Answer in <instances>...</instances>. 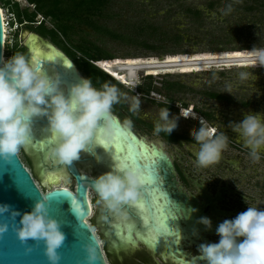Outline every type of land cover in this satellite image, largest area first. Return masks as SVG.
Returning a JSON list of instances; mask_svg holds the SVG:
<instances>
[{"label": "clouds", "instance_id": "clouds-1", "mask_svg": "<svg viewBox=\"0 0 264 264\" xmlns=\"http://www.w3.org/2000/svg\"><path fill=\"white\" fill-rule=\"evenodd\" d=\"M231 11L232 7L228 5L224 14ZM246 51L254 67L264 68V48L253 47ZM252 75L244 73L242 78L250 79ZM143 79L129 80L130 87L136 90ZM122 95L129 102V110L139 112V94L128 97L108 83L97 89L88 77L83 76L65 94L60 90L58 81L54 83L37 73L25 56L13 54L7 59L0 56V159L15 156L22 146L29 143L33 119L44 117L52 145L48 155L61 165H71L80 158L82 151L88 150L94 133L107 132L110 128L112 106L120 102ZM187 112L184 109L181 115L185 117ZM262 116V113L245 114L240 122L229 124L245 146L251 149L256 161L260 159L259 150L264 147ZM172 117L168 108H162L155 132L170 135L177 128V122ZM199 122L202 125L194 132L192 141L199 145L196 153L198 166L207 167L219 159L229 137L217 128L203 125L204 121ZM124 124L131 127L129 120H125ZM140 186L141 174L137 169L109 171L95 177L92 184L105 207L118 214L124 205L137 201ZM67 193L72 196V193ZM189 211L195 213L196 209ZM4 216L12 221L15 240L23 246L26 255L33 252L32 247L26 246L28 241H33L37 245L42 244L46 264H60L62 257L58 250L64 243L65 235L60 223L49 214L47 198H39L25 213L0 205V217ZM198 223L206 231L212 229V221L208 217H201ZM9 227V223L0 222V237L9 231ZM215 234L217 242L198 246L197 264H264V209L246 204L245 211L233 219L222 221ZM83 252L86 261L91 264L93 249L84 246Z\"/></svg>", "mask_w": 264, "mask_h": 264}, {"label": "rangeland", "instance_id": "rangeland-1", "mask_svg": "<svg viewBox=\"0 0 264 264\" xmlns=\"http://www.w3.org/2000/svg\"><path fill=\"white\" fill-rule=\"evenodd\" d=\"M10 1V5L17 3L21 9H26L30 12L33 9L26 0ZM246 1L248 0H220L219 3L216 0H112L107 10L108 16L104 17V19L100 18V25L125 35V39L122 41H116L105 36L101 38V46L114 55L116 59L121 60L119 64L109 65V68H105L102 65L103 67L101 68L104 73L118 84L117 88L121 94L128 97L139 94L141 100L139 112L134 113L129 110V102L122 95L120 99L122 107L119 110L124 114L126 120L131 121L130 129L137 136H141L146 142L157 146V148L160 147L165 153L169 154L168 156H171L172 160L175 156L173 146L167 145L161 139L152 135V133L151 135L147 133L150 129L148 126L152 122H158V115L161 109L157 104H165L175 109L176 112H170V117L173 116L172 118L177 122V128L174 131H183L189 135H193L199 126L202 125L199 124L200 120L204 121L203 125L212 126L217 128L218 131H220L219 129L225 131L226 126H229L230 123L240 122L245 114H264V68L254 67L252 58L246 53L247 51L239 50L240 48L251 47L264 48L262 46L264 45V13L263 15L259 13V15L254 12L247 14L245 12L235 13L232 11L227 15L224 14L226 7L223 5L234 4L239 7ZM210 2L214 3L212 9L207 8ZM0 7L4 17L12 21L7 29L8 35L5 43L4 59L12 56L10 53L7 54L6 47L9 50L14 49L16 43L19 48L25 47L27 43V39L24 38L25 33L35 35L42 41L52 45L49 39L39 36L33 29H28L26 26L19 28L14 23L10 8L1 5ZM187 8L201 10L203 14L196 19L191 14L186 13L185 10ZM253 18H262L263 26L257 25L253 27V22H251ZM45 24L48 29L53 26L50 19ZM154 27L160 28L159 32L161 35L154 32ZM83 30L90 34L92 33V31L84 27H82L81 31ZM230 32L238 34L240 38L232 45H228L225 50L216 44H209L212 38L211 35L218 41ZM176 33L184 37L183 43L175 46L168 40L164 43L163 51L152 52L135 43H128V39L138 38L147 44H151V41H154V35L156 36L155 38L158 36L160 38L167 36L170 38ZM97 37L101 36L93 34L89 37V40L94 41ZM158 40L156 41L158 42ZM53 43L56 48L62 50V46L58 42ZM160 44L163 45L162 43ZM234 48H238V54H230V49ZM171 49L175 52H170ZM240 52L245 55H241ZM21 55L26 58V48ZM77 56L81 57L80 54ZM150 59L156 61H150ZM154 65L185 66L138 72L135 80L147 79L146 83L149 82L152 87V91L146 97L137 92L134 87L127 85L129 80L126 74H120L115 70L117 66L151 67ZM244 73L253 75L250 79H245L242 78ZM167 82L180 83L187 90L172 95V100H168L169 97L163 89L164 84ZM205 93L219 94L224 100H213L205 96ZM245 103L248 106H244L243 104ZM183 104L185 108L181 106ZM192 107H195L201 113L211 115L212 119L207 120L200 113L194 112L191 109ZM184 109L188 111V113H185V118L181 115V111ZM262 119H264V116H262ZM234 134L237 135L236 133ZM239 141L242 142L243 140ZM226 150L230 151L228 145L223 150L225 154L227 153ZM231 151L233 150L231 149ZM233 153L235 154L236 152L233 151ZM17 156L31 174V169L27 166L26 158L21 150L17 152ZM30 163L33 168V158ZM189 166L192 167L191 164ZM32 174L36 186L43 194L53 187V185L49 186L42 179H39L34 174V170ZM56 185L58 187H66L71 191L75 187L73 180L69 184L58 182ZM89 197L93 211L87 222L100 243L106 264H110V258H107L103 250V239L93 222L94 213L101 202L96 200V203H92L95 198L92 193L89 194ZM185 251L194 254V247L185 248ZM137 254H144L146 257L144 248L141 245H138L134 252L120 259V263L116 262L115 257H112L111 260L116 262V264H137ZM154 260L158 262L157 258H154Z\"/></svg>", "mask_w": 264, "mask_h": 264}, {"label": "water", "instance_id": "water-1", "mask_svg": "<svg viewBox=\"0 0 264 264\" xmlns=\"http://www.w3.org/2000/svg\"><path fill=\"white\" fill-rule=\"evenodd\" d=\"M33 40H27L25 48L27 50L26 60L29 65L40 75L46 76L54 83L58 81L60 90L67 94L68 89L79 82L81 77L73 62L59 49L42 41L35 35ZM39 41V42H38ZM34 49L41 53L37 59ZM5 52V36L2 14L0 11V56L4 57ZM53 56V60H48L45 57ZM71 65L68 64V63ZM111 126L107 132H98L99 140L103 143L92 141L89 147L91 151L85 150L80 153V158L74 161L71 165H61L48 155V150L52 146L50 134L47 131V121L44 117L34 118L32 122V136L26 145L22 146L23 153L31 160L34 159L33 170L34 174L42 179L45 184L52 186L43 194L36 186L33 174H30L24 167L17 154L9 159H0V205H8L11 209L25 213L31 210L33 204L39 198H48L49 214L56 219L61 225V231L65 235V240L62 247L58 250L62 257L60 264H88L83 252L84 246H90L93 249V259L91 264H106L100 243L94 232L87 223V219L92 215L89 193H92L97 200L100 201L95 193L92 184L95 177H98L106 172L113 171L114 159L116 150L114 147L106 148L104 145L114 146L119 145L122 151L119 153L121 158L128 156L129 152L142 153L143 145L147 149L146 159H141L140 163L152 164L155 161V174L160 178L159 183L161 191L166 193L168 203L160 200L159 204L165 206L171 213L170 223L172 229L177 233V236L162 238L161 245L155 249L150 247L142 240H137L133 234V240L136 241L135 247L118 248L116 246L118 237L116 235L115 225L123 221L128 215L127 212L120 213H105L106 220L103 217L102 201L96 208L93 222L97 226L100 235L103 238L104 246L111 257H115L118 262L124 256L131 254L136 250L138 245L143 246L151 253L153 258H158L163 263L168 264H197L195 255L183 249L198 247L204 242L205 235L215 233L217 226L212 225L210 231H206L202 225L198 223L201 217H207L202 206L194 203L184 197L177 187L176 174L172 163V158L169 157L161 148L155 145H149L146 141L138 138L129 127L122 124L119 119L113 115ZM133 138V139H129ZM41 144L44 146L41 147ZM131 145V148L129 147ZM160 149V150H158ZM155 153V156H153ZM196 156V155H195ZM18 166L21 176H26L30 184L20 183L18 180ZM49 177H52L50 180ZM85 182L83 189V206L87 210V215L80 219L76 216V212L72 210L71 199L66 196H57L53 193L67 192L72 193V197H78L81 192V179ZM74 181V190L58 187L51 182H64L69 184ZM48 182V183H46ZM51 194V195H50ZM125 207H127L125 205ZM196 209L195 213H190L189 210ZM134 222L138 225H143L144 220L138 214V210H134ZM186 217V218H184ZM17 221L19 217L16 218ZM0 222L9 223V231L4 234V239L11 242L15 249L14 257L9 261H5L4 257L0 256V264H46L42 255V244L37 245L33 241L27 242V247H32L33 252L25 254L23 246L15 240L11 230L12 221L8 220L7 216L0 217ZM123 227V224H121ZM187 253V254H186ZM189 259V260H185Z\"/></svg>", "mask_w": 264, "mask_h": 264}, {"label": "trees", "instance_id": "trees-1", "mask_svg": "<svg viewBox=\"0 0 264 264\" xmlns=\"http://www.w3.org/2000/svg\"><path fill=\"white\" fill-rule=\"evenodd\" d=\"M29 5L33 6V9L30 11L26 9H21L17 3H13L10 5V0H0V5L3 7L10 8V14L13 16L14 23H16L19 28H23L26 26L28 29H33L36 34L41 37L47 38L50 40L51 44L54 45L53 42H58L62 46L61 52H63L75 65L78 72L84 77H88L93 87L97 89H101L105 83L110 85H114L118 87V84L106 73L103 72L102 65L108 67L109 65H116L121 63L120 59H116L114 55L106 51L101 46V38L103 36L109 37L116 41H122L125 39V35L123 33H117L116 31L109 30L108 28L100 25V18L104 19V17L108 16L107 10L109 9L112 0H26ZM220 0H216L219 3ZM231 5V4H230ZM234 5V4H233ZM232 7V11L235 13L245 12L247 14L256 13L263 15L264 13V0H248L243 2L239 7ZM214 6L213 2L208 3L207 8L212 9ZM227 8L228 5H223ZM186 13L191 14L196 19L199 18L203 11L201 10H192L187 8ZM231 11V12H232ZM259 14V15H260ZM40 16L43 20L37 25V17ZM255 17V16H254ZM246 18V17H243ZM53 23L51 29L47 28L45 24L47 20ZM262 18H253L251 22H253L252 26H263ZM259 21V22H258ZM82 27L87 30L92 31V33H88L87 31H81ZM160 28L154 27V32L158 35H161L159 32ZM234 31V30H233ZM82 35H81V34ZM100 35L101 37L95 38L94 41L89 40L91 35ZM166 34V33H163ZM166 36V35H164ZM209 44H216L220 46L223 50L228 47V45H232L235 41H238L240 37L238 34L230 32L227 33L226 36L222 37L218 41L211 35ZM154 41H151V44H147L141 39L133 38L128 39V43H135L140 47H143L152 52L157 50L164 49V43L168 40L171 41L172 44L178 46L182 44L184 41V37L179 35L178 33L174 34L170 38L167 36L165 38H160L159 36L155 38ZM159 39V40H158ZM158 40V42L156 41ZM157 42V43H156ZM162 43L163 45H161ZM55 46V45H54ZM264 46V45H262ZM56 47V46H55ZM239 47V46H238ZM251 48H240V51L251 50ZM58 49V48H57ZM238 48L230 49V54H238ZM7 54H19L21 55L22 51L25 50V47L19 48L17 43L15 44V48L9 50L6 47ZM218 50V49H217ZM170 52H175L172 49ZM247 53V52H246ZM80 54L81 57L77 55ZM241 55H245L240 52ZM185 58V57H182ZM150 61H156L154 59H150ZM147 79H143L141 84L137 87L136 91L142 94V96L146 97L150 91H152L151 84L149 82L146 83ZM165 94L169 97L168 100H172V95L176 93L183 92L187 90L180 83L176 82H167L163 87ZM205 96L211 98L213 100L221 101L224 100L219 94L215 93H205ZM160 109L168 108L169 112H176L172 107L165 104H157ZM244 106H248L247 103L243 104ZM184 106L185 105H181ZM122 107V104L119 102L114 104L111 109V113L116 117L120 118L121 121L126 120L124 118V114L121 113L119 108ZM194 112L200 113L201 116L205 117L207 120H211L212 116L206 113H201L195 107L191 108ZM129 115V114H128ZM128 120V119H127ZM124 123V122H123ZM166 141L169 143L178 144L180 141L188 142L192 141L186 137H180L177 135H173L172 133L168 135L166 132L161 134ZM22 151V149L20 148ZM23 152V151H22ZM26 158L27 166L31 169V174L33 172L32 164L30 163L29 158L23 153ZM34 177V176H33ZM96 198H94L92 203H96ZM102 237V236H101ZM103 239V238H102ZM107 258H110V264H115L113 260H111V256L108 254L106 249V244L103 247Z\"/></svg>", "mask_w": 264, "mask_h": 264}, {"label": "flooded vegetation", "instance_id": "flooded-vegetation-1", "mask_svg": "<svg viewBox=\"0 0 264 264\" xmlns=\"http://www.w3.org/2000/svg\"><path fill=\"white\" fill-rule=\"evenodd\" d=\"M128 84L129 82H127V85ZM118 119L124 124L120 118ZM156 124L157 122H152L148 126L150 129L147 133L150 135L152 133V135H155L167 145L173 146L175 156L173 157L172 163L179 192H181L184 197H191L199 193L198 196L188 199L191 201L193 200L194 203L203 207L204 213L210 218L213 226H218L225 219L230 220L235 218L238 213L246 210V204L248 206L264 209V147L259 150L258 154L260 159L258 161L254 160L251 155V149L238 141L236 136L233 135L231 127L228 126L229 129L227 134L229 139L236 145L245 149V151H240L228 145L230 147L228 154L222 151L219 159L213 164L207 167H201L198 166L196 162V153L184 151L182 149L184 141H180L178 144L169 143L161 135L165 132H155ZM172 134L186 137L191 140L193 138V135H189L183 131H173ZM137 137L144 139L141 136ZM193 142L194 141H188L185 143L189 146H195ZM146 143L152 145L149 142ZM231 149L236 153L234 154ZM166 154L169 155L167 152ZM189 164H191L192 167L189 166ZM109 211L110 210L106 207H103V217L105 220V213L110 215ZM110 212L112 213V211ZM203 241L202 243H215L218 241V237L215 233L205 235V240ZM197 248L198 247H194L193 252L195 256L197 255ZM144 251L146 257L144 254L136 255L137 264H166L156 257L158 262H160L158 263L145 248ZM116 262L120 263L118 261Z\"/></svg>", "mask_w": 264, "mask_h": 264}, {"label": "snow or ice", "instance_id": "snow-or-ice-1", "mask_svg": "<svg viewBox=\"0 0 264 264\" xmlns=\"http://www.w3.org/2000/svg\"><path fill=\"white\" fill-rule=\"evenodd\" d=\"M37 59L40 58L41 53L34 49ZM48 60H53L54 57L49 55L45 57ZM133 139V138H129ZM97 143H103L99 140L98 132L94 133L93 140ZM51 143V141H47ZM92 143V142H91ZM44 145L41 144V147ZM106 148L114 147L116 150V156L114 159L113 171L116 170H127V169H137L141 174V186L139 188L140 196L134 204L125 205L122 207L123 212H127L128 215L124 217L123 221L118 222L115 227L117 229L116 235L118 237V242L116 246L118 248H128L135 247L136 241L133 240V234H135L137 240H142L152 248H156L161 245L162 238L177 236V233L170 226L171 213L165 206L159 204L160 200H164L167 204L168 197L166 193L161 191V186L159 183L160 178L155 174L153 160L152 164H141V159H146L147 149L140 145L144 151L142 153H135L130 151L128 156L121 158L119 153L122 151L121 147L117 144L114 146L104 145ZM131 148V145L129 146ZM91 151V148H88ZM155 156V153H153ZM18 171V180L23 184H30L26 176H21L18 166L16 167ZM51 180L52 177H49ZM81 179V192L78 197L73 198L69 196L67 192L53 193L57 196H66L71 199L72 210L76 212V216L83 219L87 215V210L83 206V189L85 187V182L83 178ZM47 199H50L48 197ZM134 210H138V214L143 218V225H138L134 222L135 215ZM123 224V227H121ZM171 240V239H170ZM15 249L11 242L4 239V236L0 237V256L4 257L5 261H9L10 258L14 257Z\"/></svg>", "mask_w": 264, "mask_h": 264}, {"label": "bare ground", "instance_id": "bare-ground-1", "mask_svg": "<svg viewBox=\"0 0 264 264\" xmlns=\"http://www.w3.org/2000/svg\"><path fill=\"white\" fill-rule=\"evenodd\" d=\"M0 11H1V14H2V20L4 21V14H3V11H2V9H1V7H0ZM6 32V30H5V28H4V36H5V33ZM24 38L25 39H27V40H29V39H31V40H33V36H31V35H29L28 33H25L24 34ZM4 58V57H3ZM68 63V62H67ZM197 63H199V62H197ZM216 63V62H215ZM69 64V63H68ZM70 65V64H69ZM192 65V64H191ZM176 66H185V65H168V66H156V65H154V66H151V67H132V66H127V67H119V66H117L116 67V72H118V73H120V74H126V76H127V78H128V80H135V77H136V74L138 73V72H141V71H147V70H154V69H162V68H169V67H176ZM70 67H71V65H70ZM105 68H109V67H105ZM129 85V84H128ZM188 113V112H187ZM185 116V115H184ZM186 117V116H185ZM184 117V118H185ZM142 140H144V139H142ZM145 141V140H144ZM158 150H160V149H158ZM161 151V150H160ZM46 183H48V182H46ZM51 183H54V184H58V182H51ZM63 188H66V187H63ZM67 189V188H66ZM90 194V193H89ZM88 199H89V201H90V197H89V195H88ZM90 205H91V202H90ZM91 209H92V211H93V208H92V206H91ZM88 223V222H87ZM187 254V253H186ZM185 260H188V259H185Z\"/></svg>", "mask_w": 264, "mask_h": 264}, {"label": "built area", "instance_id": "built-area-1", "mask_svg": "<svg viewBox=\"0 0 264 264\" xmlns=\"http://www.w3.org/2000/svg\"><path fill=\"white\" fill-rule=\"evenodd\" d=\"M31 8H33V6ZM42 20H43V18L38 16L37 17V25H39ZM10 22H12L11 19L9 20V19H6V17H4L3 26H4L5 30H6V32H5L6 33L5 34V43H6V38H7V35H8L7 29L9 27V25H10ZM217 134H219V133H217ZM227 145L232 146L233 148H237L240 151H245V149H243L242 147L236 145L230 139L228 140V144Z\"/></svg>", "mask_w": 264, "mask_h": 264}, {"label": "crops", "instance_id": "crops-1", "mask_svg": "<svg viewBox=\"0 0 264 264\" xmlns=\"http://www.w3.org/2000/svg\"><path fill=\"white\" fill-rule=\"evenodd\" d=\"M228 126H226V128H225V131H222V129H219L220 131L219 132H223V133H225L227 136H228V134H227V132H228ZM233 135H235L234 133H233ZM238 135V134H237ZM235 135L236 136V138H237V140L239 141V140H242L241 138H240V136L238 135ZM194 144H195V146H193V145H191V146H189L187 143H185L184 142V145H182V149L184 150V151H190V152H194V153H197L198 152V150H199V145L198 144H196L195 142H193ZM242 143L245 145V143L242 141ZM194 147V148H193ZM227 151V150H226ZM225 151V152H226ZM263 151V150H262ZM229 152L227 151V154H228Z\"/></svg>", "mask_w": 264, "mask_h": 264}]
</instances>
